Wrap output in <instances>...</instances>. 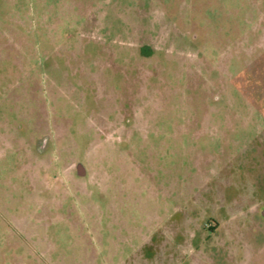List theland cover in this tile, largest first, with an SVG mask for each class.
<instances>
[{
  "label": "rangeland",
  "instance_id": "obj_1",
  "mask_svg": "<svg viewBox=\"0 0 264 264\" xmlns=\"http://www.w3.org/2000/svg\"><path fill=\"white\" fill-rule=\"evenodd\" d=\"M0 264H264V0H0Z\"/></svg>",
  "mask_w": 264,
  "mask_h": 264
}]
</instances>
